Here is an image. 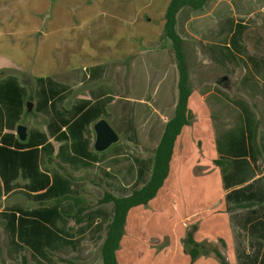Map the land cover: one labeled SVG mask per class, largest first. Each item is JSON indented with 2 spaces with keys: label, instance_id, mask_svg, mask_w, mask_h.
Instances as JSON below:
<instances>
[{
  "label": "crops",
  "instance_id": "1",
  "mask_svg": "<svg viewBox=\"0 0 264 264\" xmlns=\"http://www.w3.org/2000/svg\"><path fill=\"white\" fill-rule=\"evenodd\" d=\"M245 1L247 9L264 6ZM168 3L0 0V264L18 263L22 255L29 264L59 258L102 264L94 252L113 204L96 202L105 190L124 196L149 179L154 150L174 115L178 72L163 35ZM221 3L227 12L212 13ZM207 8L209 14L196 13ZM252 20L235 14L231 0L177 12L193 119L175 140L169 173L149 202L154 207L129 210L130 250L122 252L123 235L119 264L189 260L181 239L210 209L208 203L190 208L189 194L207 197L218 181L232 189L264 182V36L250 30ZM100 119L118 140L97 151ZM234 226L220 235L233 239ZM161 236L168 244L157 251ZM194 238L214 243L218 236L202 238L197 228Z\"/></svg>",
  "mask_w": 264,
  "mask_h": 264
},
{
  "label": "trees",
  "instance_id": "2",
  "mask_svg": "<svg viewBox=\"0 0 264 264\" xmlns=\"http://www.w3.org/2000/svg\"><path fill=\"white\" fill-rule=\"evenodd\" d=\"M206 1L169 0L165 8L163 35L171 41L178 72V98L175 104V111L173 117L166 123L161 139L154 150L152 170L149 179L142 186L133 189L128 195L114 196L110 191L105 190L102 197L96 202V204L107 202H112L113 204V214L105 227V236L100 246L102 264H119L116 259V250L119 248L121 237L125 231V223L129 210L135 206L147 205L162 187L169 173L175 140L181 132L182 127L190 123L193 118L187 106L192 89L188 79V67L183 40L175 29L176 14L184 6L190 7L191 9L201 8ZM214 163L220 167L221 171L224 172L226 170L221 160H214ZM102 183L100 181L98 185L102 186ZM242 196L243 192L240 189H234L230 194L226 195L229 201L235 200L236 204L241 203ZM85 208L86 206L82 208L81 212ZM81 212H77L75 220H79V213ZM196 229V224L190 225L184 237L181 239L183 251L189 256L191 263L200 257L208 256L212 253L218 258L221 264H224L225 259L214 244L207 240L197 241L194 238ZM62 260L66 261L65 259ZM20 264H29L26 256H21Z\"/></svg>",
  "mask_w": 264,
  "mask_h": 264
},
{
  "label": "rangeland",
  "instance_id": "3",
  "mask_svg": "<svg viewBox=\"0 0 264 264\" xmlns=\"http://www.w3.org/2000/svg\"><path fill=\"white\" fill-rule=\"evenodd\" d=\"M231 1L234 4L235 14L239 16L255 17V20L248 23V25L252 26L250 30L262 33L264 36V6L255 5L256 7L247 9V2L245 0ZM252 2L253 1H251V3ZM226 12L225 5L221 3V6L216 10H213L212 13L225 14ZM196 13L209 14L210 9L207 8ZM259 20L260 22H258ZM190 40V35H187V47H191ZM187 58L191 62V55H188ZM260 121L263 122L264 120ZM236 189H240L241 192H243L240 204H236L235 200L229 201L226 197L227 194H230V192L234 190V188L232 189V184L228 182L218 181L217 183H213L212 188L207 193V197H202L201 199H199L196 194H189L190 208L193 205H196L198 210H202L205 203H208L207 207L210 208L209 210L201 211V214L197 218L196 226L199 229V234L202 238H209V236L215 235L218 236L216 241L212 244L216 246L224 257V264H264V182H261L260 180L251 181L245 186H238ZM215 196H217L215 201L213 200V203H209L210 199L215 198ZM153 204L154 203H148V208L154 207ZM250 209H252L251 212H249ZM248 217L250 218L249 220H247ZM229 218L230 220L228 221ZM243 218H245V223ZM232 223H235L232 231L234 234L233 239L223 238L220 234L227 232L226 229L228 224ZM242 223L245 225H242ZM248 223L249 225H247ZM123 235L126 237V240L123 243L122 252L125 254L127 251V254H129L130 246L128 242L132 235V230L129 225L128 231L126 233L124 231ZM160 240V246L155 247L157 251H159L158 249L162 247L161 245L163 243L168 244V236H161ZM100 246L101 245L95 249L94 258H96L98 252L100 253ZM94 258L90 259L91 262ZM216 258L217 257L211 253L208 256H203V258L198 259L196 263H191L189 258V260L186 259L180 262L174 261L170 264H221L218 258ZM62 259H65L66 261ZM87 262L72 261L69 258H59L57 264H89V261ZM9 264H20V262H11Z\"/></svg>",
  "mask_w": 264,
  "mask_h": 264
},
{
  "label": "water",
  "instance_id": "4",
  "mask_svg": "<svg viewBox=\"0 0 264 264\" xmlns=\"http://www.w3.org/2000/svg\"><path fill=\"white\" fill-rule=\"evenodd\" d=\"M30 107L31 104L28 102L27 109L29 110ZM94 130L96 133L94 148L97 151H102L106 149L108 146H110L111 144H113L118 140L117 134L104 119H100L96 122V124L94 125ZM17 134L21 139H24L25 126L18 125Z\"/></svg>",
  "mask_w": 264,
  "mask_h": 264
}]
</instances>
